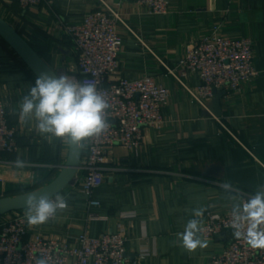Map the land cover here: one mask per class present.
<instances>
[{"label":"crops","instance_id":"0c3cea01","mask_svg":"<svg viewBox=\"0 0 264 264\" xmlns=\"http://www.w3.org/2000/svg\"><path fill=\"white\" fill-rule=\"evenodd\" d=\"M125 25L118 24L123 50L118 77L135 80L152 76L170 89L163 109L167 123L146 128L144 140L134 150L113 147L105 164L104 184L94 194L100 206H88L78 188L67 187L59 195L68 207L47 223L30 226V232L76 245L82 233L98 237L123 233L127 251L143 253L142 264H208L212 255L228 244L227 234L206 240L207 247L189 252L178 233L194 209L225 214L236 201L264 186V0H171L167 15L149 14L134 0H106ZM97 0H45L23 10L18 0H0V16L8 21L56 72L77 70V54L63 24L79 25ZM217 26L226 37L249 38L254 44L257 77L240 94L221 99V115L204 111L167 74L162 62L176 67L188 46ZM162 61V62H161ZM37 77L0 37V98L10 125L17 129V150L7 155L12 165L0 168V196L32 191L53 180L66 162L69 144L51 141L26 123L19 105ZM200 84L197 74L187 78L190 89ZM27 162L16 168L14 161ZM230 182L237 193L219 185ZM6 217V216H2ZM1 217V218H2Z\"/></svg>","mask_w":264,"mask_h":264},{"label":"built area","instance_id":"2783aa9c","mask_svg":"<svg viewBox=\"0 0 264 264\" xmlns=\"http://www.w3.org/2000/svg\"><path fill=\"white\" fill-rule=\"evenodd\" d=\"M45 0H18L23 10L40 6ZM149 14L167 15L171 0H134ZM144 43L129 28L116 10L106 1L84 15L79 25L63 24L77 54V70L65 75L83 83H94L111 107L108 109L109 129L91 138L84 146L80 168L70 186L79 189L88 206H100L95 191L104 184L105 164L110 150L119 145L129 150L140 147L146 128H161L167 121L163 109L169 104L170 89L152 76L135 80L118 77L119 56L123 42L118 24ZM254 44L249 38L232 39L217 26L209 34L188 46L179 64L171 68L162 61L167 74L185 88L191 98L207 113L217 93L223 98L240 94L257 77L254 64ZM197 74L200 84L196 90L187 85V78ZM17 150V129L10 125L5 103L0 98V168L12 165L7 155ZM1 181V179H0ZM245 194V199L248 197ZM0 217V264H35L40 257L49 264H142L145 254L127 251L128 238L121 232L90 237L77 236L76 245L31 233L25 210ZM231 211L206 214L201 235L206 240L227 234L229 241L222 252L212 255L208 264H264V249L251 248L243 239L233 236Z\"/></svg>","mask_w":264,"mask_h":264},{"label":"clouds","instance_id":"9594fccd","mask_svg":"<svg viewBox=\"0 0 264 264\" xmlns=\"http://www.w3.org/2000/svg\"><path fill=\"white\" fill-rule=\"evenodd\" d=\"M110 103L94 83H83L65 74L42 72L35 79L19 105V116L26 123L35 120L37 132L45 139L52 138L83 148L94 137L101 136L109 127ZM16 168H24L27 162L17 158ZM225 192L237 193L230 182L219 185ZM233 218L230 227L233 236L243 239L251 248L264 249V186H259L246 199L233 196ZM25 216L30 226L47 223L58 211L67 209L65 198L31 192L25 198ZM206 209L197 208L193 217L178 233L183 248L194 252L207 247V241L199 237L202 217ZM35 264H49V259L40 257Z\"/></svg>","mask_w":264,"mask_h":264},{"label":"water","instance_id":"95a60500","mask_svg":"<svg viewBox=\"0 0 264 264\" xmlns=\"http://www.w3.org/2000/svg\"><path fill=\"white\" fill-rule=\"evenodd\" d=\"M0 37L17 53L28 68L37 77L42 72L55 73L42 57L32 48L26 39L3 17L0 16ZM224 92L217 93L216 98L212 101L214 115H221V99ZM84 147L78 148L69 145V154L66 162L61 166L57 176L48 184L41 186L33 191L15 195L0 197V217L12 212L25 210V198L28 193L36 192L39 194H49L54 198L55 194H60L63 190L74 183V179L80 168L83 158Z\"/></svg>","mask_w":264,"mask_h":264},{"label":"trees","instance_id":"16d2710c","mask_svg":"<svg viewBox=\"0 0 264 264\" xmlns=\"http://www.w3.org/2000/svg\"><path fill=\"white\" fill-rule=\"evenodd\" d=\"M51 181H52L51 178H49V179L47 180L46 184L50 183ZM46 184H45V185H46ZM39 187H41V186H38L37 188H39ZM37 188H35V189H37ZM35 189H34V190H35ZM32 191H33V190H32ZM27 192H30V191H27ZM27 192H23V191L21 192V191H20V192H18V193H16V194H13L12 196L19 195V194H23V193H27ZM5 196H9V195H5ZM5 196H0V197H5Z\"/></svg>","mask_w":264,"mask_h":264}]
</instances>
